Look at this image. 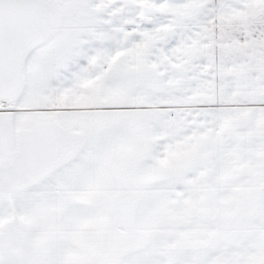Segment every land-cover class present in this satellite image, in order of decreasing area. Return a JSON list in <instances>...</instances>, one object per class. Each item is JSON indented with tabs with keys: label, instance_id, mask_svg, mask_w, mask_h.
Wrapping results in <instances>:
<instances>
[{
	"label": "snow or ice",
	"instance_id": "snow-or-ice-1",
	"mask_svg": "<svg viewBox=\"0 0 264 264\" xmlns=\"http://www.w3.org/2000/svg\"><path fill=\"white\" fill-rule=\"evenodd\" d=\"M0 264H264V0H0Z\"/></svg>",
	"mask_w": 264,
	"mask_h": 264
}]
</instances>
